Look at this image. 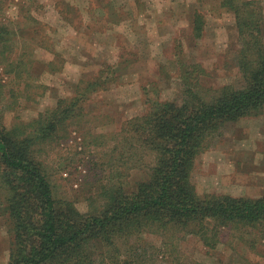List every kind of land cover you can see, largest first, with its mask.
<instances>
[{
	"label": "rangeland",
	"instance_id": "374dc122",
	"mask_svg": "<svg viewBox=\"0 0 264 264\" xmlns=\"http://www.w3.org/2000/svg\"><path fill=\"white\" fill-rule=\"evenodd\" d=\"M219 1H3L0 15L9 30L0 43L3 125L31 122L72 97L81 79L105 74L110 64L116 70V79L85 101V113L38 148L56 197L71 199L88 212L104 204L103 186L119 173L133 188L148 176L151 155L143 164L128 162L131 158L119 163L124 147L112 149L122 139L123 124L146 112L149 100L183 98L179 56L187 65H204L207 86L243 83L236 62L241 42L235 15ZM197 9L206 15L200 38L193 33ZM192 176L200 194L264 195V113L227 121L210 135ZM215 234L209 231L211 240L170 234L166 244L147 233L143 252L148 255L134 264L264 262V230L223 227ZM9 260L10 236L0 210V264Z\"/></svg>",
	"mask_w": 264,
	"mask_h": 264
},
{
	"label": "trees",
	"instance_id": "16d2710c",
	"mask_svg": "<svg viewBox=\"0 0 264 264\" xmlns=\"http://www.w3.org/2000/svg\"><path fill=\"white\" fill-rule=\"evenodd\" d=\"M218 4L235 15L241 42L236 62L243 83L207 86L204 65H187L179 56L183 98L148 99L146 112L123 124L122 139L112 149L124 147L119 163L131 158L128 162L139 165L151 155L148 176L133 188L119 173L104 184L101 207L83 212L75 201L56 197L38 148L59 137L61 128L85 113L92 93L116 79L112 64L105 74L81 79L72 97L31 122L7 127L0 121V210L10 236L8 264H134L148 255L143 252L147 233L167 244L170 234L211 240L209 231L216 237L223 227L264 230V195L200 194L192 178L210 135L227 121L264 113V5L261 0ZM205 16L201 9L195 11L197 38L203 36ZM8 31L0 15V43Z\"/></svg>",
	"mask_w": 264,
	"mask_h": 264
}]
</instances>
